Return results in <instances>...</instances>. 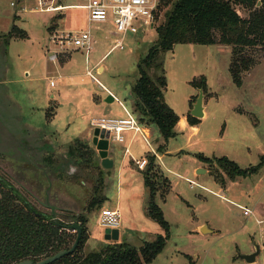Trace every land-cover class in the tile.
<instances>
[{
	"label": "rangeland",
	"instance_id": "374dc122",
	"mask_svg": "<svg viewBox=\"0 0 264 264\" xmlns=\"http://www.w3.org/2000/svg\"><path fill=\"white\" fill-rule=\"evenodd\" d=\"M76 3L80 2L43 0L41 5L40 0H0V177L30 193L45 208L53 205L55 212L82 213L98 172L90 165L64 161L68 143L79 139L96 151L104 180L102 194L109 204L105 207L114 208L117 176L122 175L118 239H104L105 228L98 220L104 207H95L87 217L97 241L85 242L82 252L113 242L139 248L164 231L145 212L149 191L142 173L129 164L130 155H124L125 143L109 138L113 166L104 167L92 143L91 120L124 117L118 100L137 116L131 86L139 76L137 63L154 43L156 34L152 28L144 34L127 33L123 48L113 49L116 34L112 23L88 22L83 9L63 8ZM236 9L241 16L248 15L241 7ZM13 25L26 37L12 36L4 44L5 34L12 33ZM59 30H88L91 49L68 50L52 60L55 47L50 35ZM244 54L254 64L242 73L239 87L228 69L229 46L178 43L160 54L166 78L164 100L176 111L188 110L191 97L197 94L191 80L201 75L217 94L207 98V116L197 123L199 133L189 136V129H180L169 140L170 149L183 151L167 162L169 172L162 168L169 182L165 199L160 198L159 191L154 198L168 223V238L146 264H264V249L251 263L239 257L253 244L264 243V234L259 235L262 228L253 218L264 214V164L257 173L231 180L216 160L205 163L196 157L226 156L245 168L259 163L264 155V47L246 48ZM96 62L103 70L96 71ZM87 70L98 82L87 75ZM108 90L117 99L108 101ZM154 133H150L151 144L161 138L158 131ZM84 135V139L79 138ZM149 150L140 134L130 143V152L136 158ZM199 162L205 171L197 173L194 167ZM60 163L64 173L60 177L51 174L60 169ZM119 165L122 167L118 170ZM45 177L51 182L47 201ZM163 178L162 173L158 184ZM241 207L251 209L254 216L243 215ZM200 224L210 231H201Z\"/></svg>",
	"mask_w": 264,
	"mask_h": 264
},
{
	"label": "trees",
	"instance_id": "16d2710c",
	"mask_svg": "<svg viewBox=\"0 0 264 264\" xmlns=\"http://www.w3.org/2000/svg\"><path fill=\"white\" fill-rule=\"evenodd\" d=\"M258 0H160L156 11V22L153 31L156 34L154 43L137 63L138 78L131 86L137 121L144 126L157 129L162 140L175 135L173 128L178 121L176 112L165 102L163 89L166 78L163 72L160 54L168 51L174 44L194 43L201 45L222 44L231 47L229 73L236 86L242 85V73L248 71L254 61L244 54L249 47H264V0L256 5ZM236 7L248 12L241 16ZM12 33L5 34L4 44L13 36L26 37V34L12 26ZM153 74L151 71H153ZM191 85L197 90L202 88L206 93V79L204 75L191 80ZM197 94L191 97L190 107ZM187 122L197 124L199 119L188 112ZM164 144L157 150H162ZM42 150V148L40 149ZM147 164L142 169L144 185L149 191L146 203V214L156 221L163 229L152 241H145L141 247L135 248L125 242H113L96 250L82 252V247L88 238L87 213L95 207H101L105 197L103 173L100 162L96 161V151L75 139L69 144L65 152V160L81 166L90 165L97 169L98 175L94 179L89 200L82 213H72L69 210L52 212L45 208L40 201L30 193L23 192L6 179L0 177V264H14L29 259L37 262L51 256L62 249H68L73 243L76 232L67 230L65 225L76 222L82 229L78 246L69 255L50 264H146L152 261L156 254L164 247L168 238V223L163 218L162 210L155 202V195L159 191L162 200L169 190L167 178H161V169L155 162L154 155H146ZM196 157L202 162L216 160L229 179L247 177L261 168L264 155L259 163L245 168L239 167L226 156L208 158L201 154ZM40 160V159H39ZM47 163H51L45 158ZM42 162V160H41ZM57 165V164H56ZM60 169L51 174L61 176ZM44 167V166H42ZM48 167V164L45 165ZM58 171V173H57ZM49 171L44 175L46 176ZM57 173V174H56ZM161 173V174H160ZM48 175V174H47ZM83 185V181L80 182ZM44 201H47L50 180L45 177Z\"/></svg>",
	"mask_w": 264,
	"mask_h": 264
},
{
	"label": "built area",
	"instance_id": "2783aa9c",
	"mask_svg": "<svg viewBox=\"0 0 264 264\" xmlns=\"http://www.w3.org/2000/svg\"><path fill=\"white\" fill-rule=\"evenodd\" d=\"M80 7L86 12L88 22L112 23L116 38L112 48H123V38L127 33L144 34L147 30L153 29L156 22V11L160 0H78ZM43 5V0H40ZM57 8V7H55ZM53 8V9H55ZM45 10H48L47 8ZM50 42L55 47L50 58L54 60L58 53H63L72 49H80L88 52L91 49L92 38L88 30L79 31H54L50 35ZM89 75L96 82L97 79L90 71ZM53 84V82L51 83ZM125 109V108H124ZM125 117H97L91 120L94 128L103 129L108 132L109 138L118 143L125 142V134L132 131L140 134L144 141L148 142L149 134L145 127L138 123L136 117L125 109ZM124 152H128V147ZM138 169H144L147 158L134 160ZM194 183L193 181H190ZM243 215H253V211L247 207H241ZM120 212L116 208L104 207L100 209L99 225L103 228H118L120 225ZM255 221L264 231V216L255 217ZM264 249V243H262ZM59 264H64L63 262Z\"/></svg>",
	"mask_w": 264,
	"mask_h": 264
},
{
	"label": "crops",
	"instance_id": "0c3cea01",
	"mask_svg": "<svg viewBox=\"0 0 264 264\" xmlns=\"http://www.w3.org/2000/svg\"><path fill=\"white\" fill-rule=\"evenodd\" d=\"M80 3H76V4H69V5H65L63 8L64 9H68V8H79V9H83V8H81L80 6ZM84 10V9H83ZM85 11V10H84ZM86 14V13H85ZM114 34H115V30H114V32H113ZM214 45H218V46H223L222 44H214ZM226 46H229V45H226ZM230 47V46H229ZM231 48V47H230ZM99 62V61H98ZM98 62H96L95 63V65H97L98 64ZM102 69L103 70V67L101 66V65H97L96 66V71H98L99 69ZM87 71H90V70H87ZM87 71H86V73H87ZM91 72V71H90ZM94 76V75H93ZM95 77V76H94ZM96 78V77H95ZM97 79V78H96ZM206 79V86H207V90H206V95H205V97H204V101H203V117L202 118H204V117H206L207 116V98H211V97H213L214 95H216L217 94V92H215L211 87H209L208 86V84H207V78H205ZM94 80V79H93ZM95 81V80H94ZM97 81H98V79H97ZM96 82V81H95ZM108 92L113 96V98L112 99H110V98H108V101H112L113 99L115 100V99H117V97H116V95L113 93V92H111V91H109L108 90ZM209 94V95H208ZM190 99V98H189ZM119 101V103H120V105H121V107H122V109H123V112H124V114H125V116H126V112H125V109L126 110H128L127 108H126V106L120 101V100H118ZM132 102H133V100H132ZM175 112H176V114L178 115V121H177V123L175 124V126H174V128H173V131H174V133H175V135L173 136V137H175L179 132H181V130H184V129H186V130H188L189 129V131H190V134H189V136H191V135H193V134H195V133H199V126L196 124V125H191L190 126V124L187 122V114H188V112H189V110L191 109V107H190V101H189V107H188V110L187 111H176L175 109H174V107L173 106H170ZM125 108V109H124ZM129 111V110H128ZM130 112V111H129ZM131 113V112H130ZM131 114H133V113H131ZM134 115V114H133ZM124 116V117H125ZM136 117V119H137V116H135ZM201 118V119H202ZM199 121H200V119H199ZM144 126V125H143ZM145 128V130H146V132H148V134H149V139H148V142H146V141H144V139H143V141L145 142V144L149 147V151L148 152H145V154L147 155V154H150V155H154V157H155V162L159 165V167H160V169H161V172L163 173V176L165 177V178H167V180H168V177L167 176H165V174H164V172H163V169L162 168H164V170L165 171H168L169 172V170L170 169H168V167H167V162L168 161H170V159L173 157H176L177 155H179L183 150L181 149V150H177V148H175V149H170L169 147H168V145H169V140L171 139V138H173V137H170V138H168L167 139V141H163L162 140V138H160V140L158 141V139L153 143V144H151V142L149 141L150 140V133L152 134V135H155V133H154V131L156 130L157 131V129L156 128H154L153 126H144ZM181 129V130H180ZM137 134H134L132 131H127L126 132V134H125V144H124V148H123V153H124V155H130V159L131 160H129V164L130 165H132V166H135L136 168H137V166L135 165V163H134V160L135 159H139V158H136L134 155H132L131 154V152H130V143H131V141L135 138V136H136ZM188 136V137H189ZM84 137H85V135L84 136H81V137H79V138H81V139H84ZM126 137L127 138H129L128 139V142L126 141L127 139H126ZM154 137H156V136H154ZM75 138H77V137H75ZM71 144V143H70ZM162 144H164V148L162 149V150H157V147L159 146V145H162ZM68 145H69V143H68ZM68 147V146H67ZM126 147H128V152H124L125 151V148ZM110 149H109V142H108V148H107V158L109 159V161L111 162V164L109 165V167L110 166H113V156L111 155L112 153L109 151ZM146 155H144V156H140V158H143V157H146L147 158V156ZM101 160V159H100ZM168 163H170V162H168ZM199 165H203L202 164V162H199L198 163V165H196L195 167H194V169L195 170H198L201 166H199ZM120 167H122L121 165H119V168H118V170L120 169ZM138 169V168H137ZM141 173H142V169H138ZM119 172V171H118ZM118 179H117V192H116V196H117V200H116V202H115V204H114V208H116V209H120V205H119V203H120V201L118 202V197L119 196H121V188H122V182H121V178H122V175L120 176V178H119V173H118ZM142 178H143V175H142ZM189 181H192V180H189ZM143 183H144V180H143ZM107 204H108V201L107 200H105L102 204H101V207H105V206H107ZM109 205V204H108ZM100 207V208H101ZM262 207H264V206H262ZM110 208H112V207H110ZM87 216V215H86ZM252 217L254 216V214L253 215H251ZM259 216H264V214H259L258 215V217ZM257 217V216H256ZM254 218V220H255V217H253ZM256 222V221H255ZM86 226H87V232H89L88 233V238H87V240H86V243L88 244L89 242H92L93 240L94 241H97V237L92 233V231L89 229V227H88V217H87V224H86ZM202 226H206L205 224H200V229H201V227ZM207 227V226H206ZM119 231V230H118ZM210 231V230H209ZM262 234H264L263 233V231H262V229H259V235H261L262 236ZM260 237V236H259ZM105 239V238H104ZM152 241V240H151ZM259 245V247H260V249H262V245H260V244H258ZM253 250V248H250V250L247 252V253H249V252H251Z\"/></svg>",
	"mask_w": 264,
	"mask_h": 264
},
{
	"label": "water",
	"instance_id": "95a60500",
	"mask_svg": "<svg viewBox=\"0 0 264 264\" xmlns=\"http://www.w3.org/2000/svg\"><path fill=\"white\" fill-rule=\"evenodd\" d=\"M256 5L257 6L260 5V0L257 1ZM108 98L112 99L113 96L110 95L108 96ZM203 101H204L203 89L197 88V96L195 98V101L192 103V106L189 112L190 115L198 119L203 117ZM108 140H109V134L107 131L103 129H99V128H94L92 143L95 146L97 153L101 159V163L104 167H109V165L111 164V162L107 158ZM203 171H205L203 168H199L198 170H196L197 173L203 172ZM49 208L51 209L52 212H55V206L50 205ZM64 228L67 230H73L74 232H76L75 239L68 249L59 250L53 255L45 257L37 262H33L32 260L25 259V260L18 261L14 264H50L74 252L81 238L82 229L80 225L76 222H73L69 225H65ZM200 230L209 231V229L206 226H202ZM118 236H119V231L117 228H113V229L105 228L104 229V238L106 240H117ZM259 252H260V247L258 244L255 243L253 244V250L251 252L240 254L239 257L243 259L246 263H251L256 260V257L259 254Z\"/></svg>",
	"mask_w": 264,
	"mask_h": 264
},
{
	"label": "bare ground",
	"instance_id": "6f19581e",
	"mask_svg": "<svg viewBox=\"0 0 264 264\" xmlns=\"http://www.w3.org/2000/svg\"><path fill=\"white\" fill-rule=\"evenodd\" d=\"M60 8H62V7H57V8H55V9H60Z\"/></svg>",
	"mask_w": 264,
	"mask_h": 264
}]
</instances>
